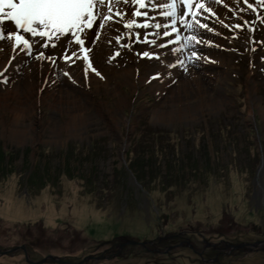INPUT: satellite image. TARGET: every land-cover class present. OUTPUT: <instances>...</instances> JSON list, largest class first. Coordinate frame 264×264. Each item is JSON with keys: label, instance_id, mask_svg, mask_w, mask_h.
Wrapping results in <instances>:
<instances>
[{"label": "rangeland", "instance_id": "obj_1", "mask_svg": "<svg viewBox=\"0 0 264 264\" xmlns=\"http://www.w3.org/2000/svg\"><path fill=\"white\" fill-rule=\"evenodd\" d=\"M195 1L181 16L174 0H105L98 39L68 59L0 39V250L60 264L105 249L85 264H264V246L201 257L170 241L117 246L264 239V0ZM0 264L30 263L19 249Z\"/></svg>", "mask_w": 264, "mask_h": 264}, {"label": "snow or ice", "instance_id": "obj_2", "mask_svg": "<svg viewBox=\"0 0 264 264\" xmlns=\"http://www.w3.org/2000/svg\"><path fill=\"white\" fill-rule=\"evenodd\" d=\"M123 2L127 3L128 0H123ZM134 3L138 4L139 8L146 7L144 0H134ZM185 3L186 0H174L173 4L169 7L176 9L178 4L183 6ZM107 7L108 5L105 4V0H0V39L6 38L14 42L15 47L23 44L27 49L25 53L27 55L31 54L32 44L18 30H22L25 34H30L31 37H40L41 40L45 37L51 40L53 35H55L56 40L59 41L62 36H67L68 38L64 41V45L72 43L71 38L75 37L74 43L76 45H83L84 40L81 39L78 33H83L85 38L91 36L92 40L98 39L96 34L94 32L90 33L88 29L93 27V23L97 18L110 19V17H104L102 11H96L98 8ZM188 7H193L190 2H188ZM5 8L10 9V11L5 12ZM195 8L208 11L200 0H196ZM132 14L135 17L144 16L146 19H149L146 11L141 13L136 10L135 6L132 8ZM183 14V11L179 13L181 16ZM171 15L176 16L177 13L173 11ZM5 20L11 21V24H6ZM133 26L144 28L155 27L156 29L162 27L159 23L155 25L148 23L140 24L132 20L125 24V27L128 28ZM95 27L99 29L102 25L96 24ZM201 27H204V25H201ZM152 34L149 33L147 35ZM155 34L159 35V33ZM168 34L167 32L165 33V35ZM147 35L144 42L153 43L147 40ZM41 46L48 47L49 45L42 44ZM52 46L55 47V44L53 43ZM73 55L78 54L73 52ZM144 56L151 58L147 52L144 53ZM37 58H43V54ZM64 58L68 59L66 54ZM84 58L88 59L87 56ZM96 74L99 75L98 72Z\"/></svg>", "mask_w": 264, "mask_h": 264}, {"label": "bare ground", "instance_id": "obj_3", "mask_svg": "<svg viewBox=\"0 0 264 264\" xmlns=\"http://www.w3.org/2000/svg\"><path fill=\"white\" fill-rule=\"evenodd\" d=\"M194 1L195 0H186V3H185V5H183V6H180L179 8H178V12L180 13L181 11H183V13L184 14H187L188 13V11H189V7H188V2H190L191 4H193L194 3ZM196 2V1H195ZM109 3V2H108ZM106 4V3H105ZM114 5V4H113ZM194 5V4H193ZM7 10H9L10 11V9H7V8H5L4 9V11L5 12H7ZM106 8H98V9H96V11H102L103 12V15L106 13ZM192 10V9H191ZM192 12V11H191ZM183 14V15H184ZM188 14H190V13H188ZM110 15V14H109ZM108 16V15H107ZM98 19V18H97ZM97 19L94 21V23H93V27L91 28V29H88V31L90 32V33H92V32H94L95 33V31H94V26L96 25V22H97ZM104 20V19H103ZM5 23L6 24H11V21H8V20H6L5 21ZM99 23V22H98ZM109 25V24H108ZM104 31V30H103ZM102 32V31H101ZM78 35H80L81 36V39H83L84 40V43H83V45H76L75 43H74V41H75V37H72L71 38V40H72V43H69V44H67V45H64V41L68 38L67 36H62L61 37V39L59 40V41H57L56 40V37H55V35H53V37H52V39L51 40H49L47 37H45L43 40H41V38L40 37H36V41L33 43V41H32V38H35V37H32V38H30L29 36H31L30 34H28L27 36H25V33H24V36H25V38L26 39H29V41H30V43L32 44V48H31V51L32 52H34V51H36V50H38V49H41V50H43L44 51V53H49V52H51V51H56V52H58L60 55H64L65 53H68V54H70V55H73V52H77V54H78V51L80 50V52H82V54L85 52V48H87V46H88V44L90 43V37L91 36H88L87 38H85L84 37V34L83 33H78ZM99 36V35H98ZM12 45H14V42H10ZM55 44V47H53L52 46V44ZM42 44H48L49 46L48 47H42L41 45ZM20 47L22 48V49H26L25 48V46L23 45V44H21L20 45ZM95 47V46H94ZM96 51V50H95ZM35 53V52H34ZM42 54H43V52H42ZM86 54H87V52H86ZM59 56V55H58ZM87 56V55H86ZM84 57H82L81 58V56H80V59H79V61H80V63L83 65V66H85V68H87V64H88V62H89V58L86 60V59H83ZM60 59H62V58H60ZM61 63L60 64H64L63 62H65L63 59L60 61ZM69 63H70V61H69ZM65 64H67V63H65ZM64 64V65H65ZM91 64V63H90ZM103 68V67H102ZM66 69V68H65ZM101 69V68H100ZM69 70V69H68ZM111 70V69H110ZM88 71V70H87ZM111 72V71H110ZM109 72V73H110ZM103 76V75H102ZM105 79V78H104ZM108 80H109V78H108ZM19 97V96H18ZM21 100V99H20ZM77 108V107H76ZM75 108V109H76ZM22 113V112H21ZM77 117V116H76ZM75 117V118H76ZM77 118H79V117H77ZM18 125H20V124H18ZM72 127H73V125H72ZM69 128V127H68ZM75 129V128H74ZM18 130V129H17ZM73 130V129H72ZM78 130V129H77ZM15 131V130H14ZM21 131V130H20ZM24 131V130H23ZM25 132V131H24ZM15 133H17V134H14L15 136H19V138L21 137H23L22 136V134H21V132H15ZM25 133H27V132H25ZM14 135H12V136H14ZM14 136V137H15ZM19 141V140H18ZM21 141V140H20Z\"/></svg>", "mask_w": 264, "mask_h": 264}, {"label": "water", "instance_id": "obj_4", "mask_svg": "<svg viewBox=\"0 0 264 264\" xmlns=\"http://www.w3.org/2000/svg\"><path fill=\"white\" fill-rule=\"evenodd\" d=\"M161 237H163V236H160L158 238H161ZM186 242H187L188 246L194 250V245H192L191 241L188 240ZM125 243L126 244L129 243V244H132V245H139V246H142V247H145V248H147L146 247V244H152V242L149 241V240L136 241V240H132V239H126L122 243H117V246H122ZM221 244L222 245H225V247L228 248L229 250L251 251L253 249L261 248L262 246H264V239H259V240L252 241V242H241V243H232V244L229 243V242H227V241L221 240L219 242H214V243L213 242H210L207 245H210L212 247H218ZM177 245H180V244H177ZM19 249H21L23 251L24 256H25V261L27 263H30V264L42 263L45 260H51V261L57 262L58 264L64 262L58 256L51 255V254L47 255L46 257H44V258H42L41 260H38V261L32 260L31 258H29V255H28V253H27L26 248L24 247V245L15 246V247L7 248V249H1L0 250V255H2V254H9L10 252H13V251L19 250ZM105 251H106V249L104 250V252ZM194 252L198 256H200V257L202 256V252L201 251L194 250ZM103 253H101L99 255L87 254V255H85L81 259V261H79L77 263H73V262H70V261H65V263H67V264H85L86 261H88V260L97 261V260L102 259V258L105 257V255Z\"/></svg>", "mask_w": 264, "mask_h": 264}, {"label": "flooded vegetation", "instance_id": "obj_5", "mask_svg": "<svg viewBox=\"0 0 264 264\" xmlns=\"http://www.w3.org/2000/svg\"><path fill=\"white\" fill-rule=\"evenodd\" d=\"M176 235V236H175ZM184 234L183 233H180V234H167V235H165V236H163V237H161V238H157V240L155 241V242H152V246H155V245H160V244H162V242H169L170 241V243H171V246H175V245H177L178 243H176L177 241H172L171 239H175V238H177V237H180V238H182L183 239V236ZM188 240H190L191 241V243H192V245H194V250L196 249V244L194 243V241H192L191 239H188V238H186V241H188ZM180 241V240H179ZM185 242V241H184ZM214 243V242H213ZM174 244V245H173ZM184 244H187V242H185V243H182V242H180V245H184ZM208 244V243H207ZM187 246H188V244H187ZM178 247V246H177ZM189 247V246H188ZM190 248V247H189ZM201 249V252H202V255H204V253L206 252V250H208V251H211V253L212 254H214V256H216V255H218V254H226L228 251L226 250V247H225V245H219L218 247H212V246H210V245H202L201 247H200ZM224 248V249H223ZM193 252H194V250L192 249V248H190ZM107 251V250H106ZM235 251H237L238 252V250H234V252Z\"/></svg>", "mask_w": 264, "mask_h": 264}, {"label": "trees", "instance_id": "obj_6", "mask_svg": "<svg viewBox=\"0 0 264 264\" xmlns=\"http://www.w3.org/2000/svg\"><path fill=\"white\" fill-rule=\"evenodd\" d=\"M6 151L2 148V146L0 145V165L2 164L1 162L4 160V157H5V155H6ZM142 161H144V163H146L147 164V160L146 159H141L140 160V162H138V163H141ZM139 165V164H138ZM130 168V171H132V172H134V170H135V166L133 165V166H130L129 167ZM208 197H210V195L209 196H207V198L206 199H204V201H203V203L205 204V207H207L208 209H210V208H212V211H214V215H217V213H219V211L217 212V208H215V207H213L211 204H212V201H210L209 199H208ZM210 199H211V197H210ZM233 202H235V205H237L238 203H239V201L237 200V199H233L232 200ZM197 205V202H195V206ZM240 207H241V205H240ZM201 209V208H200ZM236 209H238L237 207H236ZM238 211H240V208L237 210V212ZM251 216V214H249V217ZM237 223V222H236ZM238 224V223H237ZM251 224L253 225V227H259V225L257 224V223H255V222H251ZM216 225V224H215ZM240 225V224H239ZM213 229H215L216 230V227L214 226L213 227ZM224 240V241H227L228 242V240H225V239H223V238H219L218 240ZM234 240H230L229 242L230 243H236V242H233ZM211 242H215V241H211ZM237 242H239V241H237Z\"/></svg>", "mask_w": 264, "mask_h": 264}]
</instances>
